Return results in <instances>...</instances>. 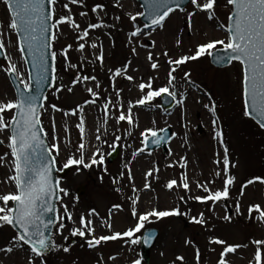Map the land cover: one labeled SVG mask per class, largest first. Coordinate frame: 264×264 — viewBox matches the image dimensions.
I'll return each instance as SVG.
<instances>
[{
	"label": "snow or ice",
	"instance_id": "6c2138e0",
	"mask_svg": "<svg viewBox=\"0 0 264 264\" xmlns=\"http://www.w3.org/2000/svg\"><path fill=\"white\" fill-rule=\"evenodd\" d=\"M0 4L5 7L8 14L6 23L0 22V57L6 62L0 64V71L6 73L14 85L13 96L6 95L0 98V137H2L0 145L6 142L9 150L0 154V165H7L10 172L2 181L8 186V190L0 191V229L10 226L14 230V234L3 246H0V254L7 257L14 252L22 251L26 253L25 264H46L44 257L50 250H62L65 253L70 251L69 246L56 244L57 235L65 241L69 237H79L89 249H95L102 243L118 239L123 240L128 246L141 243L150 245L155 233L145 229V224L154 222L151 218L160 221L163 218L183 216L206 231L214 230L211 218L206 216L205 211L192 215L191 208L181 210V204L187 205L189 201L206 206L210 201L212 206L207 207V211L215 214V205L230 198V189L236 182V176L230 173V168H236L237 163L230 160L229 146L224 140L223 129L219 123L217 104L209 93H205L209 102L204 103L203 108L211 114L213 139L222 148L223 155L221 159V153H216L217 158L213 162L219 170L213 173L211 180L194 181L196 188L201 190L203 195H180L178 197L180 203L170 208L160 209L157 206H150L144 211L138 210L137 205L140 200L138 193L141 189L135 185L131 163L145 152L149 144L160 145L169 139L162 135L166 129L158 128L155 119L151 122L152 127L145 128L139 133L140 146L132 150L131 159L124 164L126 171H120L118 177L112 178V183L115 185L127 174L131 184L132 196L128 199L135 223L125 230L114 231L111 223L113 210H122L121 204H113L108 209L106 219L100 217L95 208L77 214L75 209L79 202L78 198L65 202V198L69 197L70 193L68 188L62 186V177L57 173L72 170L78 175L84 170L98 169L102 173L99 176L102 182L103 176L109 174L106 156L117 152L120 147L132 148L131 144L122 141H127L132 135V128L139 127V118L134 115L133 108L152 105L156 98L163 95L171 97L177 105L183 107L187 92L181 91L177 86L174 73L187 63L204 57L211 58L212 63L220 66L239 65L237 79L241 116L253 121L260 130L264 131V0H224L223 8L226 11L224 21H221L217 15L218 0H144L143 11L125 13L131 22V30L127 33V44L133 57H139L140 50L145 52L144 61L154 72H159L160 61L163 58L167 66L166 83L154 88L153 82L159 77L151 75L146 80L142 76L137 80L136 76L130 74V68L132 72H139V68L132 67L133 61L128 59L119 67L107 69L111 93L109 89L103 88L97 75L84 74L81 70L85 62L89 64L98 62L100 68H104L105 54L99 37L88 43L91 30L115 27L114 24L107 25L103 22L100 14L107 15L104 3L98 2L89 8L91 13L97 14L96 22H88L83 28L76 22L70 6L84 8L87 6L85 0H66L63 3L61 0H0ZM58 4L63 9L60 15H57ZM113 6L119 9L124 7L121 0H114ZM174 13L182 14L189 33L194 31L193 18L198 13H202L206 20L214 23L216 29L224 35L197 42L188 49L187 53L178 56L171 55L167 49L156 54L153 51L156 48L153 35L157 30L165 28L167 20ZM79 16L88 17V11H80ZM138 18H142L140 23H137ZM113 19L120 21L121 16L116 15ZM65 24L75 33L74 39L77 43L74 50L82 54L78 63H73L69 57V50L73 49V44L62 45L59 51L54 49L55 43L60 38L61 25ZM184 31V28L179 29V34L175 38L177 48L183 45ZM13 34L16 37L15 41L11 39ZM9 46L18 53V61H14L9 54ZM86 46L95 50L91 54L92 59L87 61L83 56ZM58 55L63 57L65 71L71 73L68 83L57 75ZM20 63L25 66L23 71L20 70ZM117 78L128 81L138 90V96L134 101L122 98L124 89L116 86ZM182 79L184 84L197 87L190 71H184ZM81 84L88 94V98L82 103L67 110L55 103H47L46 88L51 89L52 94L59 99L57 94L63 92L72 94L76 86ZM106 93L107 95H104ZM101 99L104 101L99 105L103 110V119L102 123H98L95 127V143H92L86 140L84 109L88 105H97ZM46 113L49 114V130L45 129L42 120V116ZM55 113H61L62 117H75V128L79 131V139L73 145L69 138L68 123L66 120L62 123L65 149L63 157H61V137L58 134ZM110 119L117 126L111 133V139L108 132ZM122 122H126L129 126L123 135L118 134ZM187 135L185 132V144L188 142ZM105 146L109 151L105 152ZM168 155H172L171 148L168 149ZM176 164L186 169V157H179ZM174 166V164L167 165V167ZM159 171V167L155 164L145 171L143 189L151 188L149 178L159 180ZM216 179L223 181L219 188L214 187ZM257 182L264 185V175H253L241 182L238 196L234 201L236 217L243 215L241 198L245 194V189L254 186ZM190 183L187 171H184L179 176V182L171 178L163 187L168 191L180 188L184 193H190L192 191ZM115 191L120 193L121 188L116 187ZM247 213L248 219H252L255 213V218L264 223V205L249 203ZM95 218L100 220L99 226L106 229L108 234H96ZM216 218L231 223L233 215L228 208H225V214ZM65 230L68 231V236H64ZM207 243L213 246L209 248L212 252L216 251L214 246H220L216 264H231L230 256L240 248L249 247V244L255 247L253 259L249 264H264V239H252L247 244H241L211 235L207 237ZM184 244L195 250L196 264H201V253L196 243L191 238H187ZM108 259L115 260L117 257L110 255ZM102 260L101 254L97 264H101ZM177 262L184 264V257L177 255L173 264ZM129 264H141V261L139 258L132 259Z\"/></svg>",
	"mask_w": 264,
	"mask_h": 264
},
{
	"label": "rangeland",
	"instance_id": "374dc122",
	"mask_svg": "<svg viewBox=\"0 0 264 264\" xmlns=\"http://www.w3.org/2000/svg\"><path fill=\"white\" fill-rule=\"evenodd\" d=\"M66 0H61V3ZM104 3L106 5V13H101L103 22L107 25H115L111 28H101L90 31V38L88 43H91L96 37L103 44L105 59L104 68L101 69L99 63L89 64L85 62L82 65V72L84 74H95L100 80L103 88L109 89L111 93L110 81L108 79V68H116L121 66L126 60L133 61L132 67L139 68V72H132L130 74L137 77V80L142 76L145 80L148 76H158L159 79L153 82V87L163 86L166 83L167 66L161 58V67L159 72L151 70L144 61L145 52L140 50L139 57L131 55L129 46L127 44V33L131 30V22L125 15L126 12L142 11L141 7L136 0H121L123 8L119 9L113 6L114 0H85L87 5L84 8L71 5L72 14L76 22L85 27L88 22H96L97 14L89 11V8L95 3ZM224 0H218L217 15L221 21H224L226 11L223 8ZM190 7V5H189ZM80 11H88V17H80ZM63 9L57 5V15L62 14ZM121 16L120 21H115L114 16ZM8 19V14L5 7L0 4V22H5ZM141 18H138L137 23H140ZM194 31L189 33L185 27V20L182 14L174 13L167 20L163 30H157L153 35L156 41V48L153 50L159 54L161 50H169L171 55H179L187 53L188 49L193 47L197 42H202L208 38L222 37L224 34L218 31L214 23L206 20L204 14L198 13L193 18ZM184 28L183 32V45L180 48L175 46V38L179 34V29ZM60 38L55 43L54 49L59 51L62 45L73 44V49L69 50V57L73 63H78L82 54L75 51L76 40L74 39L75 33L70 30L67 24L61 25ZM7 39V38H6ZM12 41L16 40L15 35L11 36ZM114 44V46H113ZM95 51L86 46L83 53L85 60L92 59V52ZM9 54L13 57L14 61H18V53L14 48L9 46ZM210 58L204 57L198 61L189 62L182 66L174 75L176 76L177 86L181 91L187 92V99L183 107L176 105L174 110L166 111L161 106L160 97L156 98L152 105L136 106L133 108V113L138 116L139 127L131 129L132 135L127 141L122 143L131 144L132 148L125 149L120 147V154L115 161L108 163V156H106V165L108 173L103 176V181L99 179L102 174L98 169L84 170L80 174H75L70 170L65 179H62V186L68 188L69 197L65 198V202H71L73 199L78 198L76 204V213L87 212L91 208H95L100 217H108V209L113 204H121L122 210H113L111 223L114 231H123L130 225L134 224V218L131 216L129 196H132L131 184L125 174L118 184L112 183L113 177H118L120 171H126L124 164L131 159V152L134 148L139 147V133L145 128L152 127V120H156L158 128H171L173 130V140L170 143L172 155L162 150L156 151L149 155L145 152L139 155L131 163L132 175L134 177L135 185L141 191L138 193L140 200L137 205L138 210L144 211L150 206H157L160 209L170 208L180 203L178 197L180 195H193L201 194L202 191L197 189L194 181L199 179L201 182L211 180L213 173L217 170L214 160L217 158L216 153H221L223 150L218 145L217 141L213 139V131L210 122L211 114L207 109L203 108L204 103H208V97L205 93L211 94L213 100L217 104V114L220 117V126L223 129L224 140L229 146L230 160L237 163L236 168H230V173L236 176L235 186L230 189V198L227 201L219 202L215 205V214L209 213L207 207H211V202L208 205H202L195 201H189L187 205L181 204V210L185 211L191 208L192 215H196L200 211H205L206 216L211 218V223L214 225V230L206 231L200 225H196L189 221L188 217H168L160 221L146 223L145 229L156 228L160 231L161 235L157 244L152 251L151 264H173L177 255L184 257V264H196L195 250L192 247L184 244L185 239L191 238L200 249L201 264H216L217 255L220 251V246H214L215 252L209 250L210 247L207 243V237L211 235L219 236L233 243L247 244L252 239H264V223L256 219V214L253 213V218L248 219L247 206L249 203H260L264 205V185L257 182L254 186H249L245 189V194L241 198V211L243 215L236 217L234 215V201L239 193L240 184L246 178L253 175H264V133L258 126L247 118L241 116V101L239 99V83H238V69L239 65L234 64L227 69H215L210 64ZM6 62L0 61V64ZM20 70H24V65L20 63ZM95 69V71H93ZM57 75L65 83L69 82L71 73L66 72L64 68L63 57L57 56L56 59ZM190 71L191 78L195 81L197 87H191L183 82V72ZM8 76L3 71H0V98L6 95L11 97L14 91L8 82ZM89 86H92L89 84ZM116 86L123 88L122 98L125 100L132 99L133 101L138 96V90L129 84L128 81L117 78ZM131 88V91L129 89ZM59 95V99L52 94V90L48 94L47 103H55L64 107L66 110L76 104L82 103L88 94L84 91V86L77 85L72 94L63 92ZM104 95H107L104 94ZM200 101V103H197ZM103 99L97 102V105H88L85 107L86 117V140L95 143V127L98 123H102L103 110L99 105L103 104ZM46 103V107H47ZM156 105H159L157 107ZM50 112V110H49ZM57 121L58 134L61 137V157L65 154L64 149V133L62 130V123L66 120L69 126V138L73 145L79 139V131L75 128V117H62L61 113L54 114ZM45 129L49 130V114L46 113L42 116ZM187 125V127H185ZM113 120H109V139L111 133L116 130ZM120 131L118 134L123 135L129 128L126 122H122L119 126ZM202 129V132L199 131ZM187 132V144L184 143V134ZM2 138V137H0ZM49 139L51 137L49 136ZM105 152L109 151L105 146ZM9 151L4 145L0 146V154ZM184 156L187 159V168L182 169L176 164L179 157ZM153 164L157 165L160 169L159 180L149 178L151 188L148 190L143 189L144 173L152 167ZM169 164H174V167H167ZM222 167V165H221ZM187 171L190 187V193H184L182 189L176 188L173 191H168L163 187L164 183L171 178H175L179 182V176L182 172ZM10 174L7 165H0V191L8 190V186L2 181ZM222 179H216L214 187L219 188L222 186ZM116 187L121 188V192L115 191ZM82 189L83 195H79L78 191ZM225 208L230 210L233 215L231 223L224 222L216 217H222L225 214ZM97 225V235L108 234V231L101 228L100 220L95 218ZM7 227V228H6ZM0 229V246H3L7 239L11 237V228L6 226ZM10 230H9V229ZM143 231V230H142ZM139 235V234H138ZM64 236H68V231H64ZM56 244H64L70 247L68 253L62 250H56L52 257L45 258L46 264H97L99 257L103 256L101 264H127L132 259L139 257L140 246L125 245L123 240L109 241L102 243L95 249H89L79 237H69L68 240H63L62 237L57 235L55 237ZM255 247L249 244L247 248H240L237 252L230 256L231 264H249L253 259ZM163 253V255H161ZM114 255L117 257L115 260H109L108 257ZM26 253L22 251L14 252L5 257L0 254V264H25ZM179 264V262H177Z\"/></svg>",
	"mask_w": 264,
	"mask_h": 264
},
{
	"label": "water",
	"instance_id": "95a60500",
	"mask_svg": "<svg viewBox=\"0 0 264 264\" xmlns=\"http://www.w3.org/2000/svg\"><path fill=\"white\" fill-rule=\"evenodd\" d=\"M139 2H141V4L143 5V3H144V0H138ZM215 64V63H214ZM216 65V64H215ZM216 66H218V67H225V66H227V65H224V66H220V65H216ZM49 90V88H46L45 89V93H47V91ZM154 241H155V239H154ZM154 245V242L152 241L151 242V244L150 245H148V248L145 250V254L147 255L148 254V249L150 248V247H152ZM54 252V250H50L46 255H49V254H52Z\"/></svg>",
	"mask_w": 264,
	"mask_h": 264
}]
</instances>
